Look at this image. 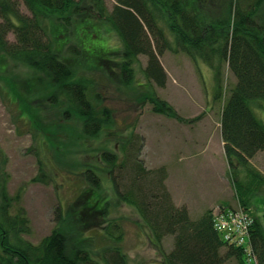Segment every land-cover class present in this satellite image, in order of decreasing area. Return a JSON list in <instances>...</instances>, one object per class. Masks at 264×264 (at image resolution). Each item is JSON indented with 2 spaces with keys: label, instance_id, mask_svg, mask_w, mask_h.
Segmentation results:
<instances>
[{
  "label": "trees",
  "instance_id": "1",
  "mask_svg": "<svg viewBox=\"0 0 264 264\" xmlns=\"http://www.w3.org/2000/svg\"><path fill=\"white\" fill-rule=\"evenodd\" d=\"M22 2L27 13L21 11L16 0H0V59L7 58L42 75L46 86L65 101L67 109L63 119L68 121L75 117L86 140L95 138L104 127L113 124L112 111L88 98V85L74 65L76 58L82 57L86 69H96L98 61L94 60L93 52L98 46L94 43L88 46L82 41L81 46L73 45L69 52L67 49L68 58L61 56L66 46V39L61 35L74 21H85L86 29L93 34H102L103 30L115 33L122 45L118 68L125 86L132 84L138 57H147L143 76L148 90L142 95L143 101L152 106L153 113L181 123L187 120L150 89L152 84L159 88L167 84V74L158 56L164 51L181 52L194 62L201 61L211 68L219 85L221 67L227 64L236 84L222 108L221 137L237 209L251 213L249 196L255 183L259 181L262 186L264 180H259L260 175L253 172V185L247 184L244 189L245 185L234 180L232 174L246 168L248 160L264 150V124L251 109L254 101L264 100V28L256 22L264 0H223L220 11H213L212 15V0H115L111 12L106 9L104 0ZM52 18L64 27L51 29ZM10 34L13 42L8 40ZM3 70L0 68V74ZM220 91L221 87L217 98L221 97ZM18 100L26 104V100L32 99L20 97ZM140 141L142 139L132 133L119 140L118 154L102 149L95 156V170L86 169L84 177L97 193L102 188L98 172L117 173L111 180L117 202L136 210L147 228L148 238L162 253V264H224L230 258L237 264H264V223L260 218L250 215L252 222L246 245L224 241L215 229L213 211L192 220L186 207L173 203L165 185V168L149 170L140 161ZM17 200L19 196L9 197L6 186L0 187V264H127L119 247L103 250L100 260L83 248L69 251L66 236L59 230L33 245L24 239L30 233L25 210L19 207L13 212ZM106 212L107 205L103 214ZM107 225V237L119 243L118 223ZM166 236H173L169 253L161 246Z\"/></svg>",
  "mask_w": 264,
  "mask_h": 264
},
{
  "label": "rangeland",
  "instance_id": "2",
  "mask_svg": "<svg viewBox=\"0 0 264 264\" xmlns=\"http://www.w3.org/2000/svg\"><path fill=\"white\" fill-rule=\"evenodd\" d=\"M16 1L21 11L27 13L22 0ZM115 3L104 0L108 12ZM221 5L223 0H212L210 14L220 11ZM51 21V29L64 27L55 18ZM256 22L264 28V5ZM85 25V21L76 20L69 28L65 27L61 37L66 39V46L61 56L69 57V53L65 55L67 49L69 52V47L81 46L82 41L88 46L93 43L98 46L93 52L94 60L98 61L96 69H86L82 57L76 58L74 65L88 85V98L112 111L113 124L104 127L95 138L84 139L81 124L75 117L63 119L65 101L46 86L42 75L7 58L0 59V68L4 69L0 74V187L6 186L9 197L19 196L13 212L19 207L25 210L30 233L24 239L33 245L59 230L66 236L69 251L83 248L100 260L103 250L119 247L127 264H162V253L148 238L147 228L136 210L117 202L111 182L117 173L97 171L102 188L96 193L86 182L84 172L95 170V156L102 149L118 154L119 140L133 133L142 139L140 161L149 170L165 168V185L173 203L186 207L192 220L209 210L213 216L219 215L223 207L238 210L220 124L223 105L236 78L224 64L219 85L214 72L201 61L194 62L181 52L164 51L158 59L167 74V84L164 88L152 84L150 89L187 122L155 114L152 106L142 99L148 90L143 76L147 57H138L132 84L123 85L118 68L121 42L111 30L93 34ZM49 36L53 38L52 33ZM8 40L14 41L12 34ZM219 87L221 97L217 98ZM20 97L32 100L20 104ZM251 109L264 124V100L254 101ZM185 130L198 136L194 139L198 141L197 147L189 146L190 153L179 139L180 131ZM201 142L209 146L204 155L200 152L204 147L199 148ZM253 172L260 175L259 180H264V150L232 177L247 189V184L253 185ZM259 183H255L249 196L251 213L248 214L263 221L264 183L262 186ZM105 205L107 212L103 214ZM112 222L120 227L119 243L106 235L107 224ZM161 246L169 253L173 236L164 237ZM224 264H237V261L230 258Z\"/></svg>",
  "mask_w": 264,
  "mask_h": 264
},
{
  "label": "built area",
  "instance_id": "3",
  "mask_svg": "<svg viewBox=\"0 0 264 264\" xmlns=\"http://www.w3.org/2000/svg\"><path fill=\"white\" fill-rule=\"evenodd\" d=\"M251 222L250 215L242 209L236 211L223 209L219 215H214V226L221 238L238 246L247 244Z\"/></svg>",
  "mask_w": 264,
  "mask_h": 264
},
{
  "label": "crops",
  "instance_id": "4",
  "mask_svg": "<svg viewBox=\"0 0 264 264\" xmlns=\"http://www.w3.org/2000/svg\"><path fill=\"white\" fill-rule=\"evenodd\" d=\"M196 138H198V136H194L191 130L180 131L179 139H180V142L185 145L184 149L189 150L191 146L196 148L198 145V141H194V139ZM200 147H204V149L200 151L202 155H204L209 149V146H205V144L202 142H201V145H199V148ZM190 152L191 150L187 151V153H190Z\"/></svg>",
  "mask_w": 264,
  "mask_h": 264
},
{
  "label": "water",
  "instance_id": "5",
  "mask_svg": "<svg viewBox=\"0 0 264 264\" xmlns=\"http://www.w3.org/2000/svg\"><path fill=\"white\" fill-rule=\"evenodd\" d=\"M262 219H263V223H264V211H263V214H262Z\"/></svg>",
  "mask_w": 264,
  "mask_h": 264
}]
</instances>
